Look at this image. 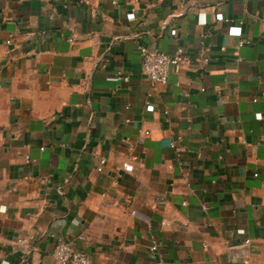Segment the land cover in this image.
Returning a JSON list of instances; mask_svg holds the SVG:
<instances>
[{"label": "crops", "instance_id": "1", "mask_svg": "<svg viewBox=\"0 0 264 264\" xmlns=\"http://www.w3.org/2000/svg\"><path fill=\"white\" fill-rule=\"evenodd\" d=\"M140 45L185 59L152 85ZM58 240L264 264V0H0V264H58Z\"/></svg>", "mask_w": 264, "mask_h": 264}, {"label": "built area", "instance_id": "2", "mask_svg": "<svg viewBox=\"0 0 264 264\" xmlns=\"http://www.w3.org/2000/svg\"><path fill=\"white\" fill-rule=\"evenodd\" d=\"M127 19H134V15L132 13H128ZM215 20L224 19L221 16L216 15ZM201 37H205V34L202 33ZM70 41H72V39H70ZM7 43H10V41H7ZM247 43L248 41L240 40L237 43V48H240ZM138 49L142 59V71L152 85L158 83L165 84L171 69L173 67L177 69L185 59V52L182 48H177L175 53L172 55L146 45H140ZM209 60V55L204 54L202 56V64L206 65ZM109 78L114 81L127 80V77L123 76L121 73H117ZM147 107L153 109V106L149 103L147 104ZM255 116L257 119H262V115L260 113H257ZM144 134H148V131H144ZM171 147L175 150L177 157H179L181 152L174 142L171 143ZM105 163L106 160L104 158H100L96 169L98 171H102ZM121 167L124 171L130 172L133 169V163L131 161L125 162L122 163ZM245 242H249V240H245ZM30 250L31 248L28 245H25L23 252L28 253ZM150 251L158 255V243L156 241H153L150 246ZM52 256L58 264H88V257L85 252L75 249L71 243L63 240H58L55 243L52 250Z\"/></svg>", "mask_w": 264, "mask_h": 264}]
</instances>
